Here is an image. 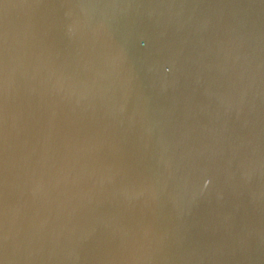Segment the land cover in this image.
I'll return each mask as SVG.
<instances>
[{
    "label": "water",
    "instance_id": "water-1",
    "mask_svg": "<svg viewBox=\"0 0 264 264\" xmlns=\"http://www.w3.org/2000/svg\"><path fill=\"white\" fill-rule=\"evenodd\" d=\"M0 262L264 264V0H0Z\"/></svg>",
    "mask_w": 264,
    "mask_h": 264
},
{
    "label": "clouds",
    "instance_id": "clouds-1",
    "mask_svg": "<svg viewBox=\"0 0 264 264\" xmlns=\"http://www.w3.org/2000/svg\"><path fill=\"white\" fill-rule=\"evenodd\" d=\"M142 246L138 245L137 243H133L130 247L127 248V257L126 259L130 261H137L143 259L144 257L140 254ZM2 264V262H0Z\"/></svg>",
    "mask_w": 264,
    "mask_h": 264
}]
</instances>
